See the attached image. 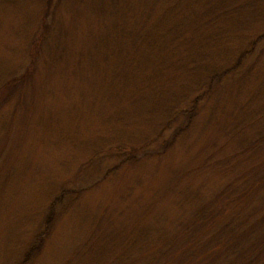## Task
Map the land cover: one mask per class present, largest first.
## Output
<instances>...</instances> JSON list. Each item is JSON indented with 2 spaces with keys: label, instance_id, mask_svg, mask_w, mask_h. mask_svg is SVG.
Returning a JSON list of instances; mask_svg holds the SVG:
<instances>
[{
  "label": "rangeland",
  "instance_id": "374dc122",
  "mask_svg": "<svg viewBox=\"0 0 264 264\" xmlns=\"http://www.w3.org/2000/svg\"><path fill=\"white\" fill-rule=\"evenodd\" d=\"M46 3L0 0V264H264V147L241 151L264 124V0L204 50L238 72L203 94L189 125L180 116L166 130L206 84L193 62L203 31L190 27L201 3L53 0L37 46ZM55 34L60 59L48 62ZM116 149L138 161L101 181ZM62 190L76 199L45 234ZM199 205L212 212L188 225Z\"/></svg>",
  "mask_w": 264,
  "mask_h": 264
},
{
  "label": "trees",
  "instance_id": "16d2710c",
  "mask_svg": "<svg viewBox=\"0 0 264 264\" xmlns=\"http://www.w3.org/2000/svg\"><path fill=\"white\" fill-rule=\"evenodd\" d=\"M52 1L53 0H47L46 7L45 9L42 10L43 12L42 21H41L42 25L40 26V28H38L37 33L35 32L36 36L33 35V41L35 42L37 46H40L41 45L40 43L46 40L47 38L46 31H47L48 26L45 25V22H47V18L49 17V9H50L49 4H51ZM54 1L56 2L55 6H57V5H60L62 0H54ZM193 1L200 2L202 6L197 11L191 13V15L195 16L197 19L195 20L194 23H192V26L190 25V27H192L194 30H197L199 32L203 31L201 35H198L196 37V43L194 44L195 47L198 49L196 58L199 57V60L194 58L193 62L196 64H198L201 61L204 62L205 64L204 68H206V71L204 73L203 78L200 81H203L205 79L204 81L206 82V84L203 86L204 88L201 89V92L202 91L203 92L200 96H198L200 93L199 92L196 94L197 96L193 100H191L190 102H188L186 106H184V108L178 106V109L176 112L174 110L171 114H168V116L166 117L167 125L164 126L165 130L169 129L174 119L179 118L180 116L187 119V124L189 125L193 115L196 113V106H197L198 100L201 99L203 94L209 93V91L212 89V86L214 87L215 85L219 84L228 75H231V74L234 75L235 73L238 72L239 66H237V64L234 65L232 68L228 67L225 69H219L218 65H213L212 63V54H215L216 52H218V50H216L215 53H207L204 50H206V48H209L211 46L218 45L221 40L226 39L225 37H229L230 35L229 28L233 25L240 23V20L238 19V13L242 11L243 7H249L255 10V0H247L245 4H241L240 0H193ZM42 27L43 28L46 27V31L44 34L40 32ZM208 31H210L209 34H207ZM176 32H177V29H176ZM175 33L172 32L171 35H172V39L174 41H177L176 48L183 49L184 48L183 45L186 42V40L184 37H181V36L178 37V35L182 33H179V34H175ZM54 38H55V42L51 43V45H49V47L47 48L48 52L49 50L51 51L48 57V62L50 61L57 62L60 59L58 56L59 55L58 50H60V48H59V43H58V37L56 36V34L54 35ZM103 39H102V42H103ZM215 39H219V40L215 41ZM263 39H264V34L259 35L255 39V49L257 47L256 42L262 41L261 43H264ZM247 55H248L247 53H245V55H241L242 58L240 59H243V61H246L248 58ZM223 62L224 60L222 59L221 63ZM197 88H199V86H195V90ZM185 100H182L179 105H181ZM255 126H256L255 127V145L244 144L246 147H249L250 149L248 150L247 148L243 147L241 148V151H250L254 148L255 150L258 148L263 149L264 147V124L258 122L255 119ZM185 129H186V126L184 127V125L179 124L178 126H176V129H174L173 140L177 138L178 135H182ZM236 130H237L236 127H234L233 132H236ZM146 149L149 150L148 147H146ZM146 149L144 150L146 156H149L151 154L154 155L156 153L161 155V153H163V151L161 150L154 153L151 151H147ZM123 152L124 151L122 149H116V153L118 154V157L116 161L113 163V166L109 167L105 171V173L103 174L101 178V181L107 178L108 173L112 174V172L115 171L116 169H119L126 164H130L132 161H135V162L138 161V159L133 155V153H131V155L124 156ZM60 193L61 194L59 195V198L52 200L51 206L49 207L48 218H47L46 225H45L46 228L44 229L45 234L48 232V229L51 228L50 225L53 221V218L57 210H61L62 206L64 205L63 202L65 201V203H67L65 204L66 206L71 203V200L74 201L77 196V195H74L75 196V199H74L72 197L74 193L71 190H62ZM226 193H228V191H226ZM239 194L240 193L229 194L227 197L228 199H230L233 196L239 195ZM211 212L212 210L210 209L209 206L206 205V207H204L203 205H199L196 209H194L190 213L189 217L191 221L188 225H194V224L197 225L201 219H205V218L207 219V217L210 215ZM227 217H229V215ZM234 223H235V218H232L230 220L223 222V224L221 225V230H223V232L225 233L227 231H231L234 228ZM230 227H232V229H230ZM32 240L33 241H32V244L30 245V252L37 253L43 243L42 233L40 231L36 233V235L33 237ZM117 263H118V260L110 262V264H117Z\"/></svg>",
  "mask_w": 264,
  "mask_h": 264
}]
</instances>
